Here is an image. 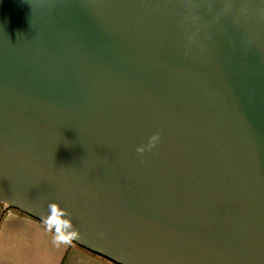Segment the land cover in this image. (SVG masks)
<instances>
[{"label":"water","instance_id":"95a60500","mask_svg":"<svg viewBox=\"0 0 264 264\" xmlns=\"http://www.w3.org/2000/svg\"><path fill=\"white\" fill-rule=\"evenodd\" d=\"M5 206L115 264H264V0H0Z\"/></svg>","mask_w":264,"mask_h":264},{"label":"crops","instance_id":"0c3cea01","mask_svg":"<svg viewBox=\"0 0 264 264\" xmlns=\"http://www.w3.org/2000/svg\"><path fill=\"white\" fill-rule=\"evenodd\" d=\"M0 217V264H111L12 208Z\"/></svg>","mask_w":264,"mask_h":264},{"label":"trees","instance_id":"16d2710c","mask_svg":"<svg viewBox=\"0 0 264 264\" xmlns=\"http://www.w3.org/2000/svg\"><path fill=\"white\" fill-rule=\"evenodd\" d=\"M90 252V251H89ZM92 253V252H91ZM92 254H94V255H96L95 253H92ZM98 256V255H97ZM100 257V256H99ZM102 258V257H101ZM103 259H105V258H103ZM105 260H107V259H105ZM108 261V260H107ZM110 262V261H109ZM111 264H115V263H113V262H110Z\"/></svg>","mask_w":264,"mask_h":264},{"label":"rangeland","instance_id":"374dc122","mask_svg":"<svg viewBox=\"0 0 264 264\" xmlns=\"http://www.w3.org/2000/svg\"><path fill=\"white\" fill-rule=\"evenodd\" d=\"M5 208H6V209H9L10 207L7 208V207L5 206ZM3 210H4V209H3ZM3 210H2L1 207H0V212H1V213L3 212ZM1 215H2V214H1ZM0 217H1V216H0Z\"/></svg>","mask_w":264,"mask_h":264},{"label":"built area","instance_id":"2783aa9c","mask_svg":"<svg viewBox=\"0 0 264 264\" xmlns=\"http://www.w3.org/2000/svg\"><path fill=\"white\" fill-rule=\"evenodd\" d=\"M8 208V207H7Z\"/></svg>","mask_w":264,"mask_h":264}]
</instances>
